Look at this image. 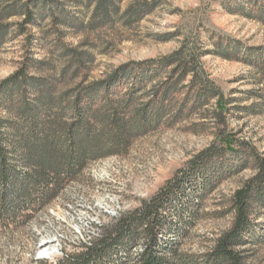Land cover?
I'll return each mask as SVG.
<instances>
[{
  "label": "rangeland",
  "instance_id": "obj_1",
  "mask_svg": "<svg viewBox=\"0 0 264 264\" xmlns=\"http://www.w3.org/2000/svg\"><path fill=\"white\" fill-rule=\"evenodd\" d=\"M54 1L43 5L26 34L11 31L0 47V84L26 67L32 76L55 80L57 92L63 94L83 79L103 80L131 61L157 59L183 47L188 53L203 52V69L233 103L227 131L243 143L241 152L254 149L264 158V75L244 62L222 58L214 45L222 36L245 47H264L263 23L230 14L223 0H113L118 10L107 20L95 17L91 0ZM69 50L90 61L80 73L67 67ZM3 116L10 118L8 113ZM224 128L196 115L138 138L125 154L90 164L52 204L24 222L0 224V264H51L79 255L124 213L154 198L197 156L220 147ZM238 158L228 156L231 162ZM256 175L249 164L224 173L210 189L189 190L191 200L178 204L174 231L160 236L161 243L176 244L185 264H204L217 240L234 224L236 192ZM254 208L252 235L239 250L246 264H264V207ZM145 246L146 241L139 239L130 249L133 258ZM125 256L123 252L108 264H118Z\"/></svg>",
  "mask_w": 264,
  "mask_h": 264
},
{
  "label": "trees",
  "instance_id": "obj_2",
  "mask_svg": "<svg viewBox=\"0 0 264 264\" xmlns=\"http://www.w3.org/2000/svg\"><path fill=\"white\" fill-rule=\"evenodd\" d=\"M54 2L0 0V47L8 42L11 31L26 34L43 5ZM91 2L95 17L102 20L111 19L118 10L113 0ZM223 6L230 14L264 24V0H223ZM11 18L23 19L13 25L8 23ZM214 45L222 58L244 62L264 75V47H245L222 36ZM71 52L67 67L80 73L90 61ZM202 54L188 53L183 47L157 59L131 61L103 80L83 79L63 94L57 92L55 80L32 76L26 67L4 80L0 84V224L26 221L52 204L90 164L125 154L138 138L200 115L225 125L219 136L221 146L197 156L154 198L124 213L85 251L51 264H108L123 252L126 256L118 264H185L176 244L160 240L174 231L178 204L191 200L189 190L210 189L224 173L252 164L257 175L233 199L234 224L204 262L246 264L239 248L252 235L255 205L264 207V158L254 149L241 152L243 143L227 131L233 103L209 79L201 64ZM229 155L239 158L231 162ZM139 239L146 246L133 258L130 249Z\"/></svg>",
  "mask_w": 264,
  "mask_h": 264
}]
</instances>
